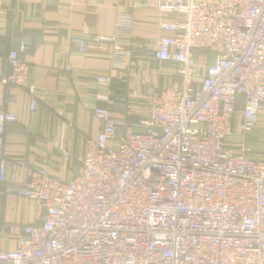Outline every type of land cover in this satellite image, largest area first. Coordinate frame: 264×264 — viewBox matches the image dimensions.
<instances>
[{
  "label": "built area",
  "instance_id": "obj_1",
  "mask_svg": "<svg viewBox=\"0 0 264 264\" xmlns=\"http://www.w3.org/2000/svg\"><path fill=\"white\" fill-rule=\"evenodd\" d=\"M158 10L167 18L153 60L172 66L174 80L119 97L144 110L135 127L96 107L102 128L75 177L29 171L18 194L38 223L18 249L0 250V264H264V162L249 146L264 112V0H158ZM114 41L75 42L90 55ZM29 46L9 52L5 83L29 89L36 111ZM17 121L0 107V182Z\"/></svg>",
  "mask_w": 264,
  "mask_h": 264
},
{
  "label": "crops",
  "instance_id": "obj_2",
  "mask_svg": "<svg viewBox=\"0 0 264 264\" xmlns=\"http://www.w3.org/2000/svg\"><path fill=\"white\" fill-rule=\"evenodd\" d=\"M166 18L158 0H0V107L18 117L6 129L0 250L18 249L24 227L38 223L35 205L18 194L31 169L44 166L54 175L75 177L87 141L96 139L102 128L96 107L110 108L115 118L135 127L144 110L123 106L119 97L135 88L144 92L172 83L173 67L153 60L162 35L160 22ZM101 37L115 38L104 53L83 54L75 42ZM22 41L30 43L24 59L39 100L36 111L30 109L29 89L5 83L11 72L8 54ZM111 53L117 56L110 58ZM100 75H110L112 85L98 84ZM243 107L240 99L237 126ZM249 146L264 162V112Z\"/></svg>",
  "mask_w": 264,
  "mask_h": 264
},
{
  "label": "rangeland",
  "instance_id": "obj_3",
  "mask_svg": "<svg viewBox=\"0 0 264 264\" xmlns=\"http://www.w3.org/2000/svg\"><path fill=\"white\" fill-rule=\"evenodd\" d=\"M253 150V149H252ZM255 152V151H254Z\"/></svg>",
  "mask_w": 264,
  "mask_h": 264
}]
</instances>
